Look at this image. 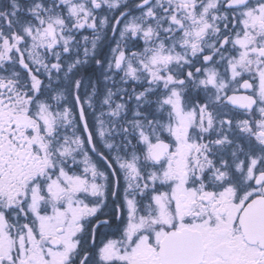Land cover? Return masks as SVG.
<instances>
[{
    "label": "snow or ice",
    "instance_id": "6c2138e0",
    "mask_svg": "<svg viewBox=\"0 0 264 264\" xmlns=\"http://www.w3.org/2000/svg\"><path fill=\"white\" fill-rule=\"evenodd\" d=\"M0 264H264V0H0Z\"/></svg>",
    "mask_w": 264,
    "mask_h": 264
}]
</instances>
